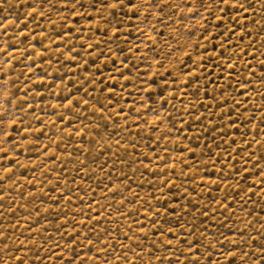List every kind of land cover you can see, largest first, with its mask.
I'll list each match as a JSON object with an SVG mask.
<instances>
[{"label": "rangeland", "instance_id": "rangeland-1", "mask_svg": "<svg viewBox=\"0 0 264 264\" xmlns=\"http://www.w3.org/2000/svg\"><path fill=\"white\" fill-rule=\"evenodd\" d=\"M113 2L0 0V264H264V0Z\"/></svg>", "mask_w": 264, "mask_h": 264}, {"label": "snow or ice", "instance_id": "snow-or-ice-1", "mask_svg": "<svg viewBox=\"0 0 264 264\" xmlns=\"http://www.w3.org/2000/svg\"><path fill=\"white\" fill-rule=\"evenodd\" d=\"M67 2V0H65V3ZM77 2V0H73V3L75 4ZM205 0H201V4L202 6L204 5ZM126 3V0H114V2L111 4L112 8H117V7H122L124 4ZM145 3L149 4L151 7H156L157 5L155 4L154 0H145ZM127 4L129 8H133L135 7V0H127ZM218 4H223L229 7H235L237 5H239L240 8H244V4L239 3V0H210L209 6L211 5H218ZM105 7H108L109 5L105 4ZM218 11H220L221 13L225 12L224 8H217ZM245 11H247V9H245ZM71 51V50H69ZM3 113H0V124L3 123L2 117H3ZM0 131H2V128H0ZM6 158V157H5ZM3 178H0V180H2ZM153 223H155L153 221ZM163 234V233H162ZM169 250H170V245L168 246ZM235 251V249L233 250V252ZM226 255H231L232 253H225ZM242 256L247 255V253H241ZM22 264V262H21ZM178 264V262H177ZM217 264H219V262H217Z\"/></svg>", "mask_w": 264, "mask_h": 264}]
</instances>
